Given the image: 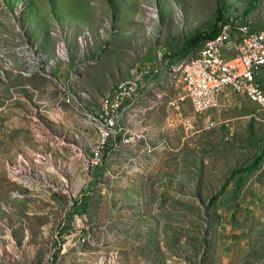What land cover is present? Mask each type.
Instances as JSON below:
<instances>
[{
    "label": "rangeland",
    "instance_id": "rangeland-1",
    "mask_svg": "<svg viewBox=\"0 0 264 264\" xmlns=\"http://www.w3.org/2000/svg\"><path fill=\"white\" fill-rule=\"evenodd\" d=\"M219 6L264 23V0H0V264H264V161L226 185L262 152L264 109L169 107ZM142 64L128 141L101 147L86 111Z\"/></svg>",
    "mask_w": 264,
    "mask_h": 264
},
{
    "label": "built area",
    "instance_id": "built-area-1",
    "mask_svg": "<svg viewBox=\"0 0 264 264\" xmlns=\"http://www.w3.org/2000/svg\"><path fill=\"white\" fill-rule=\"evenodd\" d=\"M173 70L175 75H181L184 89L169 100V107L176 113L182 114L188 103L195 112H206L218 105L225 91L243 95L264 109V23L256 28L240 22L235 14L225 16L218 33L177 61ZM151 78V69L146 64L139 65L133 75L120 80L103 96L96 110L86 111L101 147L108 141H128L122 136L130 131L126 119L137 105L140 111L142 101L150 96ZM157 96L162 98L163 94ZM73 100L69 95L68 102ZM92 162L99 163L98 155Z\"/></svg>",
    "mask_w": 264,
    "mask_h": 264
},
{
    "label": "trees",
    "instance_id": "trees-1",
    "mask_svg": "<svg viewBox=\"0 0 264 264\" xmlns=\"http://www.w3.org/2000/svg\"><path fill=\"white\" fill-rule=\"evenodd\" d=\"M225 17L224 10L222 6H219L217 16H216V23L212 28H208L205 31L198 32L192 39L188 42V45L186 49L183 52V56L188 54L192 49H196L199 47L206 39L216 35L219 30V22ZM264 161V147L262 149V152L260 155H258L254 161L248 165H246L244 168H239L236 170H233L231 173L230 178L228 179L226 185H228L233 179L236 177H239V180L237 182L238 185H240L245 178L248 176L249 173L255 171L258 169L261 165V163ZM220 196V194L215 195L210 200V205H214L217 198ZM80 211H83V209H80Z\"/></svg>",
    "mask_w": 264,
    "mask_h": 264
},
{
    "label": "crops",
    "instance_id": "crops-1",
    "mask_svg": "<svg viewBox=\"0 0 264 264\" xmlns=\"http://www.w3.org/2000/svg\"><path fill=\"white\" fill-rule=\"evenodd\" d=\"M225 50L229 53V54H232V51H230V50H228L227 48H225ZM264 78V72H263V74H262V79ZM261 79V80H262ZM11 119V118H10Z\"/></svg>",
    "mask_w": 264,
    "mask_h": 264
}]
</instances>
